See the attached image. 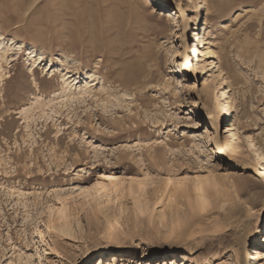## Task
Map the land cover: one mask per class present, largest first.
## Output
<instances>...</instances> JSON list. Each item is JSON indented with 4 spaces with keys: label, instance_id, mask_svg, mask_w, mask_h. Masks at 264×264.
Here are the masks:
<instances>
[{
    "label": "rangeland",
    "instance_id": "rangeland-1",
    "mask_svg": "<svg viewBox=\"0 0 264 264\" xmlns=\"http://www.w3.org/2000/svg\"><path fill=\"white\" fill-rule=\"evenodd\" d=\"M0 37V264H264V0H0Z\"/></svg>",
    "mask_w": 264,
    "mask_h": 264
},
{
    "label": "bare ground",
    "instance_id": "bare-ground-1",
    "mask_svg": "<svg viewBox=\"0 0 264 264\" xmlns=\"http://www.w3.org/2000/svg\"><path fill=\"white\" fill-rule=\"evenodd\" d=\"M4 44H5L4 43V39L0 37V47H2ZM12 46L13 45L11 43V44H9V45H7V46H5L3 48V54L0 55V58L1 59H4L5 58V56L7 55V53H9V51L12 49ZM30 52H31V54L34 57H37L39 60H41V58L43 56V53H38V51H36L35 48L32 49V51H30ZM207 55L208 56H212L211 58H217L218 53H217V51L215 49H213L212 47H210L209 48V52L207 53ZM36 61L33 62L34 65H36ZM211 64H214V62L211 63ZM221 68H223V67H221ZM223 69H222V72H223ZM94 76H95V74H92L91 75V78H94ZM62 77L64 79V85H63L62 91L60 93L61 98H63V97H67V98L69 97L70 98V97H73V96H82V97H85L87 94H91L93 92L92 91V87L90 86V84L88 82H86V85L84 87L83 86H80V87H78V89L75 88V90H73V87H74L73 82L75 81V79L71 80L72 79L71 76H68V77L67 76H62ZM91 82H95V78ZM124 82H126V81H124ZM176 82L180 85V87H182V85H183L182 83H180L179 81H176ZM122 84L125 85L126 83H122ZM132 84H135V85L141 84V85H143L144 82H142V80L136 79V80H134V83H132ZM214 109L216 110V112H221L222 111V117H221V119L219 121V124H218L219 125V130H221L223 128V126H224V121H225L226 115H225V108H224L223 103H222V101H221V99L219 97H215ZM23 111H24L25 114L28 113L27 109H24ZM27 119H29V118H27ZM193 183L195 185V187H194L195 190L199 194L198 206L200 208H204V206H205V199L203 198V196L205 195V192H206V187H207L206 184L207 183L204 184V181L201 180L200 177H196ZM90 196L92 197L93 194H90ZM65 211L66 210H64V207L61 206V208L59 209V211L57 212V214L63 216L64 213H65ZM99 264H103V262H100ZM109 264H114V263L113 262H110ZM244 264H252L251 257H249L248 260H246Z\"/></svg>",
    "mask_w": 264,
    "mask_h": 264
}]
</instances>
